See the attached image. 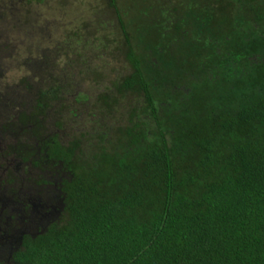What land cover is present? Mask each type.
<instances>
[{"label": "trees", "instance_id": "trees-1", "mask_svg": "<svg viewBox=\"0 0 264 264\" xmlns=\"http://www.w3.org/2000/svg\"><path fill=\"white\" fill-rule=\"evenodd\" d=\"M108 1L119 34L28 39L25 57L11 9L48 0H0V61L45 81L21 74L0 127V264H264V1L229 0L227 35L200 20L211 53L179 66L157 42L185 0L136 25Z\"/></svg>", "mask_w": 264, "mask_h": 264}, {"label": "rangeland", "instance_id": "rangeland-1", "mask_svg": "<svg viewBox=\"0 0 264 264\" xmlns=\"http://www.w3.org/2000/svg\"><path fill=\"white\" fill-rule=\"evenodd\" d=\"M117 1H118L117 4L118 10L120 14L123 16V19L125 21L137 20V22L136 21L134 22V25H136L139 22H144L143 24H147V22L151 23L152 22L151 19L157 18L160 13L159 2L161 0H117ZM187 1L188 0H185V3L184 2L181 3L183 6H185L184 11L189 13V17H188L189 22H187V24L185 25H182L183 27L180 30V32L175 35L178 38L177 40L172 38L173 32H171L170 35H166V39H164L161 36L159 29L157 30L156 27L150 31V33H152L150 35L151 37L156 38L161 36L158 39L157 43H159L165 49L167 48L168 50L163 55L164 62L171 61L174 63L173 64L174 66H179V64H181L182 59L186 58L187 56L190 57V55L193 52L191 51L190 48H193V45L197 48L200 54H202V56L206 55V53L207 54L209 52L211 53V49L205 46L203 42L200 41L199 39H198L199 41L195 40L197 39L196 38L197 36L194 33H192L195 32V25L198 22H201L200 20H202L204 17L210 16L209 25L211 31L218 32V35L220 34L227 35V33L231 30L230 24L233 16L232 10L235 7V4H232L231 1L219 0V2L217 1L216 3H214V0H195V3H192V8L187 7L188 5ZM177 3L175 2L176 5ZM162 4H165V6L169 7V9L171 8V6H173L172 11L176 10L179 16L181 17L184 16L181 6H177L176 9L175 4L173 3L172 5V2L170 3L168 0H162ZM36 5L37 4H35L34 7L32 6L31 8H28L29 14H26L25 18H23V16L19 18H15V16L18 14V11L11 9L10 14L18 22L17 28L14 29V32L15 33L17 32L21 38L18 41L19 45L16 46L15 50L18 51V53L21 55L24 52V51L21 52V50H23L22 44L23 42L25 43L28 39L33 43L35 42L37 44H42L43 46L50 47L55 42L56 38H58L62 34L63 31L83 32L86 35L94 37L96 35H99L98 31H99L100 23L102 21L105 22L106 24L104 27L100 29V31L112 32L113 34L117 32L119 34L118 32L119 30H117L116 28L117 26L116 13L114 12L113 8L109 6L108 0H98V3L96 1L87 2V0H48V3L43 8L46 9L44 11L41 9L40 5L39 6ZM151 5H153V9L147 11V8H149ZM259 8H263L262 5H260ZM144 12H146V15H144ZM253 15H254V11L252 12V10H249L248 11L249 19L251 18L253 19L254 17ZM97 17H99L100 19H97ZM19 22H21L22 24H20ZM41 29L45 30V39H47V42L45 44L40 42L38 38H35L36 32L40 31ZM112 38L113 37H109V40H112ZM115 38L116 40H120V41H122L121 39H123L122 37H120L119 39L118 36L114 35L113 40ZM123 46L125 47V45ZM18 48L20 49L18 50ZM142 51L145 52L144 50ZM37 54L39 53L34 52L35 56ZM25 55L26 53L24 52L23 56ZM4 60L5 61H0V92H1L0 127H3L4 124H12L13 121L16 120L15 118L11 117V113H12L11 109L13 107L12 105L13 103L12 104L9 103L8 100L12 99L10 96L12 90L13 92L15 91L20 92V90L22 89L21 87H23V85L19 81L20 80L19 78H21V74L30 76L29 74H27V72L28 73L30 72L28 68L25 69L22 67L19 68L17 65L6 68L7 66L6 64L9 62L7 59ZM192 61L195 62L194 59H191L190 63H192ZM10 64L11 63H9V65ZM160 65H161L160 70L162 68L163 69L167 68L166 66L163 65V63H161ZM186 66L187 65H185V67ZM1 72H3L2 75ZM59 73L62 74V71H59ZM41 77L43 76H40V79H38L37 77L31 75L28 78H31L32 81H36L35 83H37V85L44 86L45 81ZM29 105H30V109H33L32 104ZM40 118H41V122L42 123L44 122L43 124L47 123L53 126L51 124V122H53L54 120L53 112L52 115L51 114L48 115L47 119H45L43 115H40ZM46 133L50 134V131L47 130ZM3 140L4 137L3 136L0 137V141ZM0 144H1L0 148H3L2 146L4 143L1 142ZM2 155L3 152L1 156ZM7 252L8 250L4 251L5 254H7Z\"/></svg>", "mask_w": 264, "mask_h": 264}, {"label": "flooded vegetation", "instance_id": "flooded-vegetation-1", "mask_svg": "<svg viewBox=\"0 0 264 264\" xmlns=\"http://www.w3.org/2000/svg\"><path fill=\"white\" fill-rule=\"evenodd\" d=\"M1 254V253H0Z\"/></svg>", "mask_w": 264, "mask_h": 264}]
</instances>
